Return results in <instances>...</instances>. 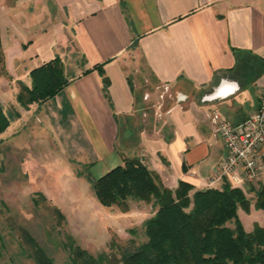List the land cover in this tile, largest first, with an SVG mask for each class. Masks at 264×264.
<instances>
[{"label": "crops", "instance_id": "0c3cea01", "mask_svg": "<svg viewBox=\"0 0 264 264\" xmlns=\"http://www.w3.org/2000/svg\"><path fill=\"white\" fill-rule=\"evenodd\" d=\"M0 40L11 78L29 86L31 70L63 60L68 84L25 111L44 122L70 164L91 165L95 179L124 154L170 187H207L226 155L212 114L242 122L264 87V0H0ZM131 51L169 98L154 103L155 93L136 85L125 60ZM9 85L0 82L3 93ZM263 183L264 168L242 186L251 209Z\"/></svg>", "mask_w": 264, "mask_h": 264}, {"label": "trees", "instance_id": "16d2710c", "mask_svg": "<svg viewBox=\"0 0 264 264\" xmlns=\"http://www.w3.org/2000/svg\"><path fill=\"white\" fill-rule=\"evenodd\" d=\"M30 75L32 84L19 81L17 94L18 103L26 109L50 99L68 84L60 57L34 68ZM0 76L11 78L1 40ZM105 90L107 93V78ZM11 121L12 115L0 101V134ZM122 159V165L102 177H87L105 206L126 212L130 199L153 206L154 213L143 225L146 241L125 240L113 232L109 251L93 254L71 239L66 247L72 264H264V226L256 223L247 231L239 216L240 208L250 211L253 200L243 187L224 181L198 189L180 180L173 188L139 157L122 154ZM255 193V207L264 209V183ZM40 198L50 204L44 194ZM35 204L40 205L37 198ZM49 206L58 219H65L59 207ZM19 232L37 264H56L29 230L20 227Z\"/></svg>", "mask_w": 264, "mask_h": 264}, {"label": "rangeland", "instance_id": "374dc122", "mask_svg": "<svg viewBox=\"0 0 264 264\" xmlns=\"http://www.w3.org/2000/svg\"><path fill=\"white\" fill-rule=\"evenodd\" d=\"M125 60L136 85L155 93L154 103L169 98L167 93L161 98L165 89L154 82L137 52H128ZM6 81L9 92L3 93L0 87V99L5 98L4 109L15 124L0 134V264H37L20 236V227L33 234L56 264H72L66 247L71 239L93 254L109 251L113 232L125 240L146 241L143 225L154 213L153 206L134 199L126 212L103 205L87 177L97 178L91 165L70 164L44 122L17 102L19 82L0 76V82ZM74 169L85 177L76 178ZM41 194L62 210L64 220L41 200ZM36 198L40 205L35 204ZM239 216L245 229L264 225V209L255 205L249 212L240 208Z\"/></svg>", "mask_w": 264, "mask_h": 264}, {"label": "built area", "instance_id": "2783aa9c", "mask_svg": "<svg viewBox=\"0 0 264 264\" xmlns=\"http://www.w3.org/2000/svg\"><path fill=\"white\" fill-rule=\"evenodd\" d=\"M164 89L161 98L169 90ZM211 119L225 144L226 155L214 168L206 186L215 187L224 181L241 187L253 183L264 168V87L258 107L242 122L234 124L216 111Z\"/></svg>", "mask_w": 264, "mask_h": 264}]
</instances>
